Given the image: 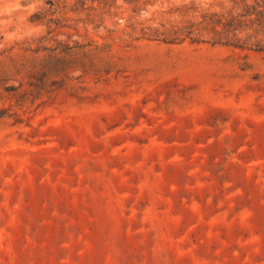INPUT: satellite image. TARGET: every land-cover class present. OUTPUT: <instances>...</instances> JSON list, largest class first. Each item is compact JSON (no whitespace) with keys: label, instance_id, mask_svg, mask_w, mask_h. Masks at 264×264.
Instances as JSON below:
<instances>
[{"label":"rangeland","instance_id":"rangeland-1","mask_svg":"<svg viewBox=\"0 0 264 264\" xmlns=\"http://www.w3.org/2000/svg\"><path fill=\"white\" fill-rule=\"evenodd\" d=\"M239 12L0 0V264H264V52L226 43Z\"/></svg>","mask_w":264,"mask_h":264},{"label":"trees","instance_id":"trees-1","mask_svg":"<svg viewBox=\"0 0 264 264\" xmlns=\"http://www.w3.org/2000/svg\"><path fill=\"white\" fill-rule=\"evenodd\" d=\"M236 5L240 6V12L236 14V19L232 18L224 24V27H228L227 33H233V37L228 39L226 43L234 40L235 42L231 43L236 47L243 48L246 45H250V47H253L256 51L264 52V0H236ZM235 20L236 28L234 27ZM203 22L213 24L214 26L221 23L219 18L214 19V15L204 16ZM235 30L236 34L233 32ZM241 31H249V33L242 39L238 36ZM214 35L221 38V34L217 31H214ZM163 39L165 40L166 37ZM168 42L172 41L168 40ZM7 75L6 70H0L1 84L8 80ZM3 90L11 93L16 90V87L13 85H6L3 86Z\"/></svg>","mask_w":264,"mask_h":264}]
</instances>
